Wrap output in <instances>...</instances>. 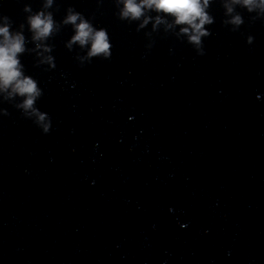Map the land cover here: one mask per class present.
I'll list each match as a JSON object with an SVG mask.
<instances>
[{
    "label": "water",
    "instance_id": "obj_1",
    "mask_svg": "<svg viewBox=\"0 0 264 264\" xmlns=\"http://www.w3.org/2000/svg\"><path fill=\"white\" fill-rule=\"evenodd\" d=\"M42 4L0 0L28 48L23 9ZM70 6L108 31L112 56L81 66L69 25L47 41L54 69L20 57L52 126L0 97V264H264V19L237 7L233 32L214 0L198 55L121 21L114 0L49 11L59 22Z\"/></svg>",
    "mask_w": 264,
    "mask_h": 264
},
{
    "label": "clouds",
    "instance_id": "obj_2",
    "mask_svg": "<svg viewBox=\"0 0 264 264\" xmlns=\"http://www.w3.org/2000/svg\"><path fill=\"white\" fill-rule=\"evenodd\" d=\"M214 0H114L117 8L116 15L121 21L138 22L137 31L145 29L151 23V31L145 33L151 37L163 27L165 33H172L177 39L186 38L198 55H204L203 38L211 35L206 26L214 23V17L209 8ZM225 10L224 26H231L236 32L244 24V19L237 7L245 9L253 21L264 19V0H220ZM54 0H43L42 7L33 11L30 5H25L23 11L28 13L26 24L31 33L30 42L34 45L27 47L29 41L24 35L25 24L21 23L18 30H13L14 21L7 15H0V97L3 101L14 104L25 118L31 119L44 134L51 130L52 121L48 113L40 111L37 101L42 97L43 90L33 77L25 74V66L20 57L28 52L35 53L37 65L56 67L51 55L53 45L47 43L64 26H71L73 35L66 42V48L71 51L78 46L85 55H77L76 59L83 66L91 63L93 58L110 60L112 44L108 31L97 28L92 21L73 7L66 9L62 21L54 19ZM155 13V15H152ZM254 37L249 35L247 43L250 45ZM150 43L147 47L151 48ZM19 98V102L17 99ZM0 114L9 115L6 109H0ZM35 117L33 120L32 118Z\"/></svg>",
    "mask_w": 264,
    "mask_h": 264
}]
</instances>
